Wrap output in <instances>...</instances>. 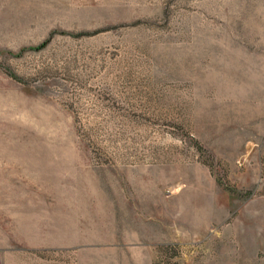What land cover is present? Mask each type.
<instances>
[{
	"label": "rangeland",
	"instance_id": "374dc122",
	"mask_svg": "<svg viewBox=\"0 0 264 264\" xmlns=\"http://www.w3.org/2000/svg\"><path fill=\"white\" fill-rule=\"evenodd\" d=\"M0 264H264V0H0Z\"/></svg>",
	"mask_w": 264,
	"mask_h": 264
}]
</instances>
